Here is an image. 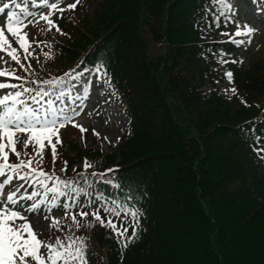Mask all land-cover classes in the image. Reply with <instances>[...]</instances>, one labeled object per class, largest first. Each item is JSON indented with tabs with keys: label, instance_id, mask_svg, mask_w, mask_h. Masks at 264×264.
<instances>
[{
	"label": "trees",
	"instance_id": "16d2710c",
	"mask_svg": "<svg viewBox=\"0 0 264 264\" xmlns=\"http://www.w3.org/2000/svg\"><path fill=\"white\" fill-rule=\"evenodd\" d=\"M93 1L50 61L65 69L90 51L110 65L131 120L121 174L148 201L138 238L122 254L102 234L91 236L90 264H264V163L244 134H264V119L193 91L206 72L194 26L204 0ZM158 44L171 50L157 55ZM252 65L247 74L235 70L245 99L264 89V64Z\"/></svg>",
	"mask_w": 264,
	"mask_h": 264
},
{
	"label": "snow or ice",
	"instance_id": "6c2138e0",
	"mask_svg": "<svg viewBox=\"0 0 264 264\" xmlns=\"http://www.w3.org/2000/svg\"><path fill=\"white\" fill-rule=\"evenodd\" d=\"M251 2L254 5H264V0H251ZM39 3L49 9L46 14H39L40 19L46 22L47 28L45 30L49 31L54 28L63 35L65 33L61 31L56 20L52 17L56 12L63 13L66 9H75L80 0L67 3L66 7H60V0H39ZM214 3L228 9L230 16L225 17V19L236 26V30L232 35L227 32L223 35L229 39H232L233 36L247 37L248 42H250L251 34L255 30L247 22L241 25L237 21L238 8L235 6L234 0H214ZM10 5L15 9H19V12L7 11V18L3 22V26L0 27V53H5L8 58L15 61L23 69L25 66L21 63L17 48L13 47L5 33L7 32L16 38L15 42L26 53L24 59L27 60L33 53L29 51L31 41L27 32H24L23 29L27 26L25 23L27 17H35L37 13L30 12L27 5L22 7L16 0H8V2L3 3L0 7V13H4L6 9L10 8ZM32 6H36V0H32ZM38 22V20H27V23L31 24ZM235 42L240 43L241 41ZM37 46H39V43H37ZM43 55L45 58L51 59L49 52H44ZM0 62L6 63L4 56H0ZM220 62L228 63L227 60ZM232 62L235 63L236 61ZM28 68H31V65H28ZM104 68L105 66L102 63H98L91 71L96 73L95 80L97 82L103 76L105 77L103 83L108 87H112L106 70L102 71ZM84 71L89 72L90 70L85 69ZM225 76L231 82L232 72H225ZM0 77L20 81L19 84L0 81V177H3L0 181V194L6 186L12 185L13 180L23 181L31 186L30 194L25 193L22 195L21 190L24 188V183L12 185L6 197L0 200V264H87L86 253L88 248L84 237L66 235L63 238L57 236L54 242L43 241L38 238L39 232L36 229L55 226L57 231H60L62 230L60 228V218L51 216V223L41 226L38 219L29 217L27 213L37 212L47 201V207H44V219L47 220L52 211L57 208L58 200L71 194L72 199L63 202V211L67 217L73 205L76 204V194L84 191L81 188L73 187L75 183L73 179H63L57 176L54 171L46 172L42 167H33V156H40L39 163H42L43 149L48 146L52 150L54 162L56 145L61 143L59 130L69 123L80 127L81 132L86 131L82 126L75 125L74 121L75 117L79 116L83 110L84 100L89 99L88 85L91 81L89 78L84 77L83 73L76 71L75 68L64 72L62 76L44 80H29L27 77L16 76L15 69L9 71L0 68ZM77 82H80L82 87H78ZM4 89H8V91H2ZM81 91L83 92V99L80 96ZM231 91L235 93L236 90L232 88ZM72 92L76 93L75 99L81 100V103L75 107L68 106V101H73ZM28 101H31V103ZM92 131L99 136L95 129ZM17 133L28 134V139L24 142L25 147L30 142L34 144L33 156H28L27 160L20 159V153L16 151ZM53 139H55V142H53ZM258 151L264 152V149ZM9 152L16 155L17 163L9 161ZM66 166L67 163L65 162L60 171H65ZM83 167L88 169L91 164L85 160ZM106 171L111 172L112 169ZM80 175H83V173ZM92 175L96 176L97 173L93 172ZM99 177L103 179L104 173H100ZM104 182L112 184L114 188L120 187V185L113 184L111 180ZM84 183L88 184L89 181L85 179ZM98 199H101V197H98ZM126 199L131 200V197H126ZM25 201L32 202L25 204ZM111 203L115 207H109L108 204L102 205L106 218L101 217V208H94L91 213L82 208L78 215L81 218L91 215L93 220L99 221L102 227L110 228L117 237V243L123 252L138 238L141 212L134 205L120 204L117 200H112ZM122 216H130L135 221V226H132L130 234H128L129 225H125L122 220L120 226H117L114 217ZM71 220L77 229L94 226L91 221L81 225L74 213L71 214ZM41 248L46 250V254L41 252Z\"/></svg>",
	"mask_w": 264,
	"mask_h": 264
},
{
	"label": "rangeland",
	"instance_id": "374dc122",
	"mask_svg": "<svg viewBox=\"0 0 264 264\" xmlns=\"http://www.w3.org/2000/svg\"><path fill=\"white\" fill-rule=\"evenodd\" d=\"M6 2H8V0H0V4L2 5L3 3H6ZM8 10H12L11 5H10V8L6 9L5 12L2 13V15L0 16V22H1V19L4 17H5L4 21L6 20L7 18L6 14ZM63 13H66V11H64ZM76 16L77 14H70L67 18L69 17L74 18ZM52 18H54V16ZM32 20H35V18ZM38 21H39L38 23L32 24L34 26L32 25L30 26L29 24L31 23H28L27 26L24 28L28 34L29 40L31 41V47H36L35 45H37V43H39V45L43 44L45 40H47L48 42L54 41L56 38L55 36L56 30L54 28L49 31H46L45 30L47 28L46 22L43 21L42 19H39ZM2 26H3V23H0V27ZM5 34L7 38L10 40V42L12 43L13 47L17 48V52L21 51V49L19 48V45L16 44L15 39L7 32ZM163 48L164 46L158 49L157 55L161 56V54H163L164 52ZM152 50H153V44H150L148 46V51L150 52ZM243 51L245 53L247 52L257 53L258 58L256 60H258L261 64H264V32L259 33L255 30L251 34L250 42H248V40L246 41ZM82 54H84V52H81L80 55ZM0 56H4L5 61H6V63L0 62V68H3L8 65L11 59L8 58L5 53H0ZM238 60L242 61V58H239ZM46 64H47V70H50L53 73H55V70L57 69L56 67L58 65L55 64L53 66L50 63H46ZM47 70L41 71L35 67V68H31V71H29L30 74H27L28 71L19 69L21 75L19 74L18 76L27 77L28 79H30L32 75H34L35 73H38V71L43 73ZM77 85L78 87H82V85H80L78 82H77ZM228 86H229V83L227 82L219 83L215 85L211 90L208 89V87H206L205 92L208 93L209 91H216L217 88L219 87L227 88ZM88 87H89V92H90V97H91V101L89 103L90 106L85 105L86 112H84L83 118H80L77 121L78 124L85 126L86 130L88 131V133L85 134L83 137L84 142H80L81 140L76 131L68 130L65 132L66 134L64 136V144L62 145V147H60L58 154L61 157V155L64 153V156L67 159L68 158L74 159L75 157H77L76 156L77 154H82L83 150H85V151H92L94 154L98 153V157L88 156L89 158L85 159L87 160L89 164H91V167L88 169H85L83 167L82 163H84L85 161H81V162L77 161L75 163H72L73 165L69 169H67L68 171H71V172H75L73 171V169H76V170L81 169L87 172L91 170L101 171L103 168L110 167V165L122 166V162L125 161L124 158L125 156H127L125 153L127 151L126 150L122 151V149L120 148L122 143L124 142V138H126V136L128 135V132H127L128 124H127V119L123 113V106L115 100L113 92H111L110 89L102 85L100 82L93 80L88 85ZM2 91L7 92L8 89H4ZM82 94L83 92L81 91L80 96H82ZM251 99L256 101L257 106H260L264 100V91L259 92L258 97H251ZM78 100L81 103V100L80 99ZM256 113L257 111L253 112V114H256ZM93 129H95L96 132L99 133V136L93 133L92 131ZM105 137H107V139H105ZM117 137H119V139H117ZM24 142L20 145V148L24 149L22 150L23 152L28 151L33 156V153L35 150L34 144L30 142L28 146L25 147ZM53 142H55V139H53ZM78 142L81 146L80 148L76 146ZM67 144H69L68 153H67V150H68ZM46 147L48 146H45L44 148ZM131 150H134V148H131ZM42 155H43L42 163H39L40 156H33V163L37 167H42L44 171H47V172L59 170L57 168H60L61 161H58V163L55 162L56 160H58V156L55 158V161L53 162V156H51V158H48V159L45 157L46 151H43ZM77 158L80 159V157H77ZM62 166H63V163L61 164V167ZM51 216H56L60 218L61 220L60 228L62 230L60 231H57V229L52 230L55 226L51 228H43V227L37 228L36 230L39 232L38 238L43 241L45 239L47 241L54 242L57 236H60L61 238H63L66 235H71L73 232H76V233L79 232L81 236V234H86V232L94 234L95 232H99L100 230L99 228H96L95 226L93 228L92 227L91 228L81 227V229H76V228L72 229L68 227V216L66 217L65 215H60V214H56V215L50 214L49 219L47 220H45L44 216L42 215H40L36 219H38L40 221L41 226H43V225H47L51 223ZM85 224L86 223H83V225ZM97 224L100 225L99 223ZM84 241L87 242V239L85 236H84ZM41 252L46 254V250L43 248H41Z\"/></svg>",
	"mask_w": 264,
	"mask_h": 264
}]
</instances>
